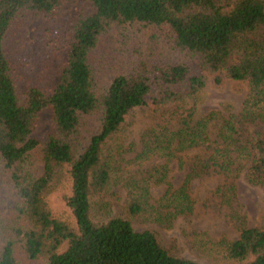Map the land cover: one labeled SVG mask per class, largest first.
<instances>
[{"label": "trees", "instance_id": "trees-1", "mask_svg": "<svg viewBox=\"0 0 264 264\" xmlns=\"http://www.w3.org/2000/svg\"><path fill=\"white\" fill-rule=\"evenodd\" d=\"M60 1L0 0V170L19 196L11 218L0 219V264H23L16 249L39 264H200L170 253L152 230L132 224H169L190 212L192 173L174 187L166 163L138 172L124 181L126 199L118 214L91 198L119 181L112 145L118 146L130 112L179 107L196 97L207 75L216 83L245 82L241 117L264 123V0H89L93 10L80 13L63 38L66 57L56 84L49 91L29 86L21 100L4 51L7 29L17 15L49 14ZM114 29L134 46L100 87L91 55ZM46 109L53 130L39 140L33 133ZM93 115L98 124L86 135ZM183 123L170 131L157 125L153 144L136 157L169 158L175 140L177 149L206 142V122L194 129ZM231 132L230 126L220 132L226 150H236L247 181L264 185V133H251L234 146ZM33 150L41 154L39 174L31 170ZM161 186L163 192L152 198V188ZM52 193L64 205L60 212L50 206ZM237 231L233 240L205 242L217 264H264V227L241 224Z\"/></svg>", "mask_w": 264, "mask_h": 264}, {"label": "rangeland", "instance_id": "rangeland-1", "mask_svg": "<svg viewBox=\"0 0 264 264\" xmlns=\"http://www.w3.org/2000/svg\"><path fill=\"white\" fill-rule=\"evenodd\" d=\"M91 10L89 0H61L49 14L25 13L13 18L5 35L4 51L21 100L29 86L49 91L56 84L66 57L63 38L70 33L77 16ZM133 46V40L124 43L115 29L100 39L91 55L94 76L100 87L129 60ZM191 63L195 65L194 60ZM246 92L247 85L243 81L223 79L216 83L213 75H207L206 83L196 97L187 99L179 107L157 109L143 106L132 110L117 139L118 146L112 145L119 181L107 194L91 200L105 201L109 212L118 214L122 212L126 199L124 181L138 172L166 163L168 181L174 187L180 186L192 173L188 183L193 200L190 212L176 216L169 224L138 219H133L132 224L136 230H152L162 246L174 255L200 264H217L205 242L222 238L233 240L241 224L264 227V185L246 180L245 169L235 159L236 150L232 146L226 150L220 135L221 129L230 126L232 143L237 146L245 143L251 133H264V123L241 117ZM184 121L193 129L198 123L206 122V142L177 149L175 140L169 158L152 156L140 160L136 157L146 146L153 144L157 125H166L170 131L182 128ZM88 123L86 135L95 130L98 115L89 117ZM52 130L50 110H42L33 134L43 140ZM42 169L41 154L39 150H33L31 170L39 174ZM162 192L163 186L153 187L151 196L156 198ZM48 199L54 211L64 209L57 193L50 194ZM18 201L12 182L0 170V219L11 218ZM15 256L23 264H39L26 258L19 249H16Z\"/></svg>", "mask_w": 264, "mask_h": 264}]
</instances>
